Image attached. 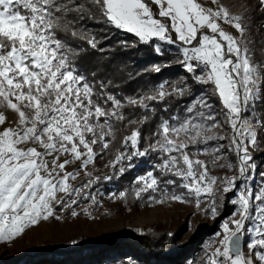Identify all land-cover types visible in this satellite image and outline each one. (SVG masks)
I'll list each match as a JSON object with an SVG mask.
<instances>
[{"label": "snow or ice", "instance_id": "6c2138e0", "mask_svg": "<svg viewBox=\"0 0 264 264\" xmlns=\"http://www.w3.org/2000/svg\"><path fill=\"white\" fill-rule=\"evenodd\" d=\"M210 3L218 7L201 0H0V244L41 221L62 220L58 210L92 217L89 208L103 195L95 186L113 175L94 176L89 165L111 151L105 166L119 175L134 158H155L134 181L137 199L194 202L215 217L218 196L233 193L232 218L200 264H264V171L255 187L247 184L257 168L252 153L264 143V59H256L245 17ZM89 22L136 38L123 47L151 46L163 56L157 41L175 46L185 75L133 95L113 91L118 85L104 78L106 70H82L90 52L103 51ZM171 63L145 71L159 74ZM181 100L180 111L161 115ZM215 168L235 174L213 175ZM81 172L87 179L74 185Z\"/></svg>", "mask_w": 264, "mask_h": 264}, {"label": "trees", "instance_id": "16d2710c", "mask_svg": "<svg viewBox=\"0 0 264 264\" xmlns=\"http://www.w3.org/2000/svg\"><path fill=\"white\" fill-rule=\"evenodd\" d=\"M89 27L97 34L101 41L99 47L103 51L90 52L89 56L81 62L82 70H92L99 67L106 79H113L118 85L113 91L121 95H133L137 92L147 90L148 87L157 85L165 79L175 81L185 75L183 67L175 62V46L161 44L164 55H158L153 47L137 44L135 47H123L121 41L133 42L136 38L122 30L108 27L103 24L89 22ZM172 61L170 66L163 68L161 73L155 74L149 69L153 64ZM195 92L199 93L204 86L193 85ZM185 103L180 101V108L175 105L168 113L161 115L169 116L175 111H180ZM158 107H163L158 105ZM264 110V103L259 105ZM147 128L145 132H147ZM119 145L117 144V147ZM114 151V150H113ZM113 158V152L97 158V165L109 162ZM264 160V159H263ZM155 162L154 157L134 158L131 163L134 167L128 168L123 175L114 174L112 169H108L106 174L113 175L111 180H101L95 186L99 192L98 196L104 199L112 192L127 190V200L133 193L135 179L140 173H145L151 168V163ZM263 162V161H262ZM127 165V161L124 162ZM264 163H261V166ZM149 166V167H148ZM264 171L260 167L257 172ZM99 176H103L102 174ZM87 179L83 177L79 180ZM174 236L161 238L158 235L138 234L128 232L118 237H83L77 244L65 242L55 246H35L31 251H22L18 248L13 251L15 255L0 260V264H183L189 258L194 257L201 249L200 237L191 240L175 239ZM167 243H171L167 245ZM173 245V246H172ZM181 253V256H175Z\"/></svg>", "mask_w": 264, "mask_h": 264}, {"label": "rangeland", "instance_id": "374dc122", "mask_svg": "<svg viewBox=\"0 0 264 264\" xmlns=\"http://www.w3.org/2000/svg\"><path fill=\"white\" fill-rule=\"evenodd\" d=\"M201 2L205 3L206 7H218V5H212L210 0H201ZM219 4L227 8L231 15L245 17L244 24L249 29L248 38L254 41L253 50L256 53V59H264L261 56V52L264 50V7L261 6L260 0H219ZM222 27L225 31L238 35L230 25L223 24ZM202 91H206V88L204 87L200 92ZM0 111H3V109H0ZM6 115L9 121L14 119V114L10 111L6 112ZM252 155L257 168L253 174L254 181L249 180L247 184L255 187L260 181L256 176L258 169L264 167V164L261 166V163H264V143ZM201 158L205 159V157ZM229 158L234 160V156L230 155ZM97 161L94 167L89 165L88 170L92 171L94 176L108 175L106 172L109 168L105 166L108 162L102 163L100 161V164L97 165ZM77 167L78 164H73L68 167V170L71 171ZM143 174L140 173L139 175ZM212 174L223 176L225 174L234 175L235 172L228 169L215 168L212 170ZM83 177H85L84 173L81 172L77 181L72 183L77 185ZM237 185L242 190V182L237 181ZM176 191L179 192L180 190L176 189ZM108 195L104 199L97 197L98 200L102 201V204L89 208V211L92 212V217L81 214L79 217L73 218L70 212L62 213L58 210V214L63 217L62 220L41 221L37 226L27 229L22 236L13 242L0 244V260L15 255L13 251L15 249L18 250V248L26 252L33 250L35 246L53 247L65 242L77 244L79 239L83 237H118L128 232H134L139 235L155 234L164 239L168 235H175V239L183 238L185 240L200 237V239L202 238L199 241V243L201 242V249L194 257H189L183 262V264H190V262L192 264H200V258L204 255L206 245L213 243V246H215L216 233L222 231L221 226L224 222L230 221L236 207L230 203L231 199L236 198L233 193L227 194L224 198H219L218 196V215L215 217L210 213L206 214L204 211L198 210L194 202L179 203L170 201L163 204H155L148 201L146 197L137 199L134 192L130 194L131 196L128 200L109 199ZM207 202V197H204L201 209L206 207ZM88 204L89 202L85 201L76 210L79 212L81 208ZM235 218L238 219L239 216ZM73 241H76V243H72ZM170 244L167 243V245ZM244 251L247 252L248 249L244 248ZM181 255V253H178L175 256Z\"/></svg>", "mask_w": 264, "mask_h": 264}]
</instances>
